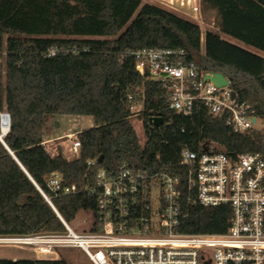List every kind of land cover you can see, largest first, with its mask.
<instances>
[{
    "label": "trees",
    "instance_id": "1",
    "mask_svg": "<svg viewBox=\"0 0 264 264\" xmlns=\"http://www.w3.org/2000/svg\"><path fill=\"white\" fill-rule=\"evenodd\" d=\"M202 3L216 10L218 26L205 31L204 43L198 23L142 0H0V106L5 103L11 114L6 142L47 193L53 172L60 173L64 186L77 185L75 193H51L67 222L80 211L96 210L97 196L87 188L96 184L101 169L174 167L185 147L201 151L210 144L230 153L264 155V132L235 133L204 107L192 117L169 109L166 88L138 72L135 57L127 52L184 48L189 60L224 73L239 99L264 118V56L221 35L264 51V0ZM52 49L56 53L49 55ZM140 92L145 143L128 100ZM153 114L162 117V125H155ZM59 115L95 120L94 127L79 132L78 158H54L43 145L50 121ZM100 156L101 161L87 164ZM36 184L0 144V237L65 230ZM191 214L185 230L202 233L224 232L231 216L227 206H198ZM34 262L0 259V264Z\"/></svg>",
    "mask_w": 264,
    "mask_h": 264
},
{
    "label": "built area",
    "instance_id": "2",
    "mask_svg": "<svg viewBox=\"0 0 264 264\" xmlns=\"http://www.w3.org/2000/svg\"><path fill=\"white\" fill-rule=\"evenodd\" d=\"M180 6L194 20L203 19L202 0H181ZM203 37L204 43L205 31ZM127 52L135 57L138 72L166 88L167 106L177 114L192 117L204 107L224 118L235 133L264 132L260 126L264 118L252 104L241 101L231 84L217 85L207 76L213 71L189 60L184 48L142 47ZM55 53L52 49L49 55ZM143 98V92L129 94L131 118L143 112ZM156 117L161 116L151 115L153 121ZM10 129L11 114L3 103L0 144L15 156L6 142ZM65 137L67 143L60 142L62 151L56 147L55 154L50 149L54 140L45 137L43 145L54 158H78L79 133ZM96 162L97 158L87 164ZM37 186L50 204L51 193L78 191L76 184L64 186L59 172L47 179L51 193ZM87 190L97 196L96 210L88 212L91 218L85 221L87 229H75L57 212L65 230L4 236L0 242L34 249V264H68L59 248H77L92 264H264V155L260 152L230 153L213 144L201 151L185 147L177 166L149 170L124 164L115 173L101 169L96 184ZM198 206H227L231 216L226 230H185L191 208Z\"/></svg>",
    "mask_w": 264,
    "mask_h": 264
},
{
    "label": "rangeland",
    "instance_id": "3",
    "mask_svg": "<svg viewBox=\"0 0 264 264\" xmlns=\"http://www.w3.org/2000/svg\"><path fill=\"white\" fill-rule=\"evenodd\" d=\"M181 0H173V3H170L169 0H142L143 3H152L157 6L166 8L182 17L188 18L192 21L194 20L191 16L187 15L186 13L181 10L180 6ZM202 13H203V19L201 21H196L201 29L204 31H207L209 29L218 30L217 22H216V10L212 9L211 7H208L202 3ZM222 37L226 39H231L233 41H236L235 43L239 44L238 40H235L234 38L229 37L228 35L221 33ZM204 39V37H203ZM240 45L244 46V44L240 43ZM259 54L264 56V51L259 50ZM3 74H5V66L3 67ZM6 98V93L4 92V100ZM5 102V101H4ZM142 113L140 116H133L131 118L138 135L141 139L142 143H145L146 141V134L144 129V122L142 119ZM263 124V123H262ZM261 126V129L264 130V124ZM62 127L65 131L63 133V137L56 139L53 141V145H50L51 151H54L53 154H55V149L58 147L60 151H62V148H60V142H63L66 144L67 138L65 137L66 134L69 133H77L79 130H83L85 128V125L79 123V120L74 119L73 117H67L62 118L58 121L51 122L48 126V131H52L55 128ZM47 131V133H49ZM47 133L46 136L47 137ZM55 144V145H54ZM90 214L86 211H80L76 218L70 222V224L77 230H83L87 229L89 224L85 221L90 219ZM59 255L61 259L69 264H92L89 259L84 255V253L77 249V248H59L58 249ZM35 257V250L28 247V246H20V245H14L9 243L0 242V259L6 258V259H32Z\"/></svg>",
    "mask_w": 264,
    "mask_h": 264
},
{
    "label": "crops",
    "instance_id": "4",
    "mask_svg": "<svg viewBox=\"0 0 264 264\" xmlns=\"http://www.w3.org/2000/svg\"><path fill=\"white\" fill-rule=\"evenodd\" d=\"M226 35H227V34H226ZM228 36L231 37V38H234V37H232V36H230V35H228ZM234 39H235V40H238V39H236V38H234ZM228 40H230V41H232V42H236V41H233V40H231V39H228ZM238 42L244 44V47H246V48H248V49H250V50H252V51H254V52L259 53V50H260V49L255 48V47L250 46V45H247V44L243 43V42L240 41V40H238ZM240 43H239V44H240ZM67 117H69V118H70V117H73L74 119L79 120V123L85 125V128H84V129L91 128V127H94V126H95V120H94V118H93L92 116H90V115H59V116H56V117L52 118V120L50 121L49 124H51V122L53 123V122H55V121H58V120H60V119H62V118H67ZM84 129H83V130H84ZM83 130H79L78 133L81 132V131H83ZM61 131L64 132L65 130H64L62 127H59V128H55V129L52 130L51 132L48 131L49 133H47V138L50 139V140H53V139H59V138L63 137V136H62L63 133H62ZM54 145H55V144H54Z\"/></svg>",
    "mask_w": 264,
    "mask_h": 264
},
{
    "label": "water",
    "instance_id": "5",
    "mask_svg": "<svg viewBox=\"0 0 264 264\" xmlns=\"http://www.w3.org/2000/svg\"><path fill=\"white\" fill-rule=\"evenodd\" d=\"M207 76L209 78H211L219 86H225V85H230L231 84L230 79L224 73H222V72L214 71L212 73V75H207ZM232 94H233V96H235L236 95V92L233 91ZM154 123L157 126L162 125L163 124V119L161 117H156ZM14 158L17 160V162L20 164V166L23 168V170L29 175V177L32 179V181L36 184V182L34 181V179L32 178V176L28 173V171L21 164V162L18 160V158L16 156H14ZM101 160H102V156H100L98 158V161H101ZM51 205L56 210V212H58V210L55 208L54 204H51Z\"/></svg>",
    "mask_w": 264,
    "mask_h": 264
},
{
    "label": "bare ground",
    "instance_id": "6",
    "mask_svg": "<svg viewBox=\"0 0 264 264\" xmlns=\"http://www.w3.org/2000/svg\"><path fill=\"white\" fill-rule=\"evenodd\" d=\"M67 143V142H66Z\"/></svg>",
    "mask_w": 264,
    "mask_h": 264
}]
</instances>
